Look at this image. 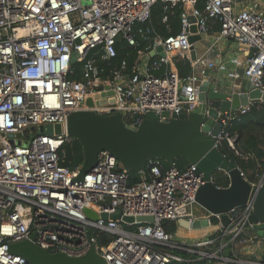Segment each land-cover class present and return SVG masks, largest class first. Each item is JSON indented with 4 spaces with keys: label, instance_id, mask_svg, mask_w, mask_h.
<instances>
[{
    "label": "built area",
    "instance_id": "built-area-1",
    "mask_svg": "<svg viewBox=\"0 0 264 264\" xmlns=\"http://www.w3.org/2000/svg\"><path fill=\"white\" fill-rule=\"evenodd\" d=\"M157 5L164 12L176 6L190 9L181 16L179 34L160 37L150 26ZM189 16L196 19V34L203 39L210 34L211 19L219 22L220 31L192 61L200 71L181 77L168 68L174 55L190 57ZM137 36L151 44L136 60L133 73H124L123 61L112 77H104L95 51L101 49L100 59L110 61L118 55V40L138 47ZM222 41H234L248 54L244 76L253 90L264 94V13L237 11L235 0H0V264H32L10 252L11 245L27 240L70 258L84 257L95 248L105 264H264L243 260L235 251L254 211L253 193L245 205L230 211L228 227L219 215L207 212L215 228L205 238L184 240L165 230L164 222L194 220L191 209L206 184L196 165L181 169L174 160L164 169L160 159L152 160L136 183L108 151L99 154L97 166L83 180H78L82 166L61 165L63 146L74 140L67 132L73 112L122 113L127 127L135 129L136 114L153 112L163 121L183 109L196 111L206 68L216 66L211 56ZM159 47L165 57L156 53ZM74 53L82 63L78 80L70 79ZM232 64L239 67L243 61L234 58ZM219 67L227 71L225 65ZM227 74L232 80L241 76L238 71ZM95 96L105 104L97 105ZM88 98L94 99V107H86ZM260 104L263 98L251 100L224 121L218 143L226 140L235 150L238 135H230L227 128ZM47 125H61V134L41 133ZM263 182L264 171L253 188ZM118 211L134 221L112 219ZM142 218L153 222L138 220ZM259 240L264 242L255 235L252 243Z\"/></svg>",
    "mask_w": 264,
    "mask_h": 264
},
{
    "label": "water",
    "instance_id": "water-1",
    "mask_svg": "<svg viewBox=\"0 0 264 264\" xmlns=\"http://www.w3.org/2000/svg\"><path fill=\"white\" fill-rule=\"evenodd\" d=\"M196 19L189 16L191 36V58H197L196 44L202 41V36L196 34L194 25ZM156 53L161 57L166 54L162 47ZM77 62V54L71 58L72 65ZM264 99L261 90H252L248 93H234L231 90L220 91L213 87L212 82L204 81L200 87V104L194 112L183 109L179 114L165 112L163 116L170 118L160 120V116L153 112L142 116L136 114L133 122L135 129L127 127L122 113L111 116H102L92 110H82L69 114L67 118V132L77 140L83 148L84 162L80 169L78 180H83L85 175L92 171L98 164L99 154L108 151L113 154L122 166L130 172L143 174L148 163L160 159L172 162L184 159L191 165H196L203 174L206 184L196 195L197 204L212 215H219L224 227L231 224L229 213L232 209L245 205L253 193L254 211L246 222L247 229L257 230L260 238L264 239V182L259 188H253L240 168L227 159L219 150L218 136L221 133L224 121L239 110L247 106L251 100ZM96 104L103 105L105 101L95 96ZM87 108L95 105L93 98L85 101ZM33 133L37 132L32 128ZM41 133L48 135L61 134V125H47L40 128ZM223 172L229 178L228 187H219L215 184L217 173ZM86 212L91 215L90 210ZM109 215L104 213L103 219ZM114 220L122 219L132 223V218L122 217L120 211L111 215ZM153 222L152 218H142ZM179 223L187 228L199 229L209 225V220L194 219L192 224L186 219ZM35 239V235L32 236ZM10 252L20 255L32 264H105V261L93 248L81 258H70L64 254H52L40 249L32 240L13 244ZM264 263V245L261 254Z\"/></svg>",
    "mask_w": 264,
    "mask_h": 264
},
{
    "label": "trees",
    "instance_id": "trees-1",
    "mask_svg": "<svg viewBox=\"0 0 264 264\" xmlns=\"http://www.w3.org/2000/svg\"><path fill=\"white\" fill-rule=\"evenodd\" d=\"M202 8V5H199ZM185 12H190L183 6H176L169 9L167 12L163 11L161 5H157L153 9L152 20L150 26L163 37L171 35H177L181 32V16ZM167 16L168 21L163 22V17ZM140 41V37L137 36ZM117 57L110 60L104 61L100 59L102 50L98 49L97 53V64L103 70L102 75L104 77H112V73L115 70L121 68L123 61L126 62L127 67L124 71L125 74L131 75L136 63V60L141 55V52H145L146 46L140 41V46L131 47L124 40H118L117 45ZM176 64L180 69V76H188L192 71V66L186 59L177 58ZM73 73L70 75V79H80L82 74V63L76 62L72 65ZM227 132L230 135H238V139L235 143V150L232 149L226 140H223L219 145L220 152L226 156L227 159L234 162L240 170L243 172L245 177L250 182L257 181V175H261L264 171V105L260 104L254 107L250 112L241 116L240 121L232 123L228 128ZM163 168L166 169L170 165V162L160 160ZM181 169L186 168L190 165L184 159L175 160ZM84 162V152L82 145L77 141L73 140L63 146V159L61 165L70 169H75L82 166ZM131 183L141 181V176L138 172H130ZM215 184L219 187H228L230 184L229 178L223 172L217 173L215 177ZM216 223V221H215ZM163 227L167 232L175 233L179 229V225L176 222H164ZM171 264H217L209 261H192V262H173Z\"/></svg>",
    "mask_w": 264,
    "mask_h": 264
},
{
    "label": "crops",
    "instance_id": "crops-1",
    "mask_svg": "<svg viewBox=\"0 0 264 264\" xmlns=\"http://www.w3.org/2000/svg\"><path fill=\"white\" fill-rule=\"evenodd\" d=\"M188 9L189 8L187 7V10ZM235 9L237 11L248 9L259 13H264V0H235ZM209 25H210V34L204 37V39L201 42H198L196 44V52L198 56L201 55L211 43H213L216 35L220 31V24L219 22H217V20H212V19L209 20ZM158 35L160 37H163L160 34ZM140 41H142V45L144 44L146 46L145 50L147 51V49L150 47L151 42L144 41L142 39H140ZM140 41L138 40L139 46H140ZM143 53L141 52V54ZM158 55H156V53H151L153 59L158 58ZM190 57L186 58V61H189L192 66V71L190 74H192V72H199L201 68L193 66V62H192L193 60L192 58L190 59ZM172 58H173L172 64L168 69L175 70L180 74L179 72L180 69L175 61L176 60L175 56H173ZM211 58L212 61L216 63V66L214 68H206V74L203 77V81L212 82L213 87L220 91L231 90L234 93L242 94V93H248L253 90L250 82L244 76V68H245L246 60L248 58V54L246 52L241 51L236 42L234 41L220 42L213 51ZM234 58H240L241 61H243V65L239 67L234 66L232 64V60ZM141 65H142V61L140 60L138 66ZM220 65H225L227 67V71L221 70L219 67ZM229 71H238L241 74L240 78L234 80L229 79L227 74V72ZM155 73L157 75L163 74V72H155ZM256 179L258 181V175ZM205 212L206 211L204 210V214L202 215H196L193 213L194 219L209 220ZM178 225H179V229L177 230V234L182 239L185 240L186 238H188V240L190 241L207 237L208 234L213 232L215 228V227L213 228V226L211 225V221L209 225L206 227H202L199 229H191V230H188L187 227L181 225L180 223ZM255 235H258L257 230L253 228L246 229L244 234L237 240L235 251L237 252L238 256L241 257L243 260L261 261V254L263 252L264 242L262 241L263 242L262 243L261 240H259V243L257 245L253 244L252 239ZM257 242L258 241H256V243Z\"/></svg>",
    "mask_w": 264,
    "mask_h": 264
},
{
    "label": "rangeland",
    "instance_id": "rangeland-1",
    "mask_svg": "<svg viewBox=\"0 0 264 264\" xmlns=\"http://www.w3.org/2000/svg\"><path fill=\"white\" fill-rule=\"evenodd\" d=\"M175 58H180L179 56L174 55ZM192 213L196 214V215H202L204 214V210H202V208L199 205H195L194 207H192ZM205 214H207V212H205Z\"/></svg>",
    "mask_w": 264,
    "mask_h": 264
}]
</instances>
